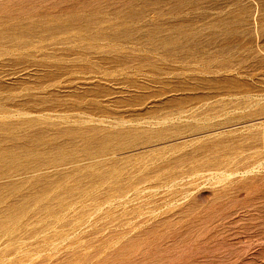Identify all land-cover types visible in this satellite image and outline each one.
Instances as JSON below:
<instances>
[{
	"label": "rangeland",
	"instance_id": "374dc122",
	"mask_svg": "<svg viewBox=\"0 0 264 264\" xmlns=\"http://www.w3.org/2000/svg\"><path fill=\"white\" fill-rule=\"evenodd\" d=\"M0 2L21 24L0 37V96L13 98L0 126L54 144L50 162L0 179V264H264V0ZM85 16L92 34L132 25L100 41L122 53L233 57L147 81L132 61L76 58Z\"/></svg>",
	"mask_w": 264,
	"mask_h": 264
},
{
	"label": "bare ground",
	"instance_id": "6f19581e",
	"mask_svg": "<svg viewBox=\"0 0 264 264\" xmlns=\"http://www.w3.org/2000/svg\"><path fill=\"white\" fill-rule=\"evenodd\" d=\"M3 3L6 4L5 2H3ZM3 3L0 2V7L3 6L2 5ZM14 16L15 15H12L10 13H4V14L0 15V25L3 24V23L5 24L7 22L12 23L11 26L9 25L10 27L8 25H7V27L6 26H4V27L1 26L2 29H0V37H4L3 35L9 37L10 39L12 37H14V38L16 37V35L14 33L16 30L14 31V29H12V28H15V27H17V26H19L21 24L18 23L19 21H16V20L12 21V19H14L13 18ZM15 18H16V16H15ZM82 18L84 20L83 26H79L78 29H82L84 31H87V34L85 36L81 35V38L87 39L89 42L87 41L88 42L87 44L80 45V48H79L80 50H79L78 53H76V55H77L76 58L77 59H79V60L80 59L91 60L93 57H97L98 60L99 59L100 60H104V59L108 58L107 56H109V58H111L112 60H115L116 64H118V65H124L128 61H132L133 65H134L133 74H135V75L138 74V73L142 74V76L146 77L147 81H151V82L154 81L152 79L154 77H150V74L159 76V75H163L165 72L178 74L177 78H181V79L192 81L191 79H195L196 77H193L191 74H186L187 71L188 72H193V71L197 70V71L202 73V72H210L212 69H218V65L216 64V62L209 63V60H210L209 58H214L215 60L218 59V61H217L218 64H222L224 61H227L231 57H233V55L230 56L229 50L225 51L224 49L220 50L219 52L216 51V55L215 56L208 55V54L201 55L203 57H209V58H204V59H202L201 57L197 58L198 57L197 54H195V55H183V54H176V53H165L164 52V51H166L165 49L160 51V52H158L157 55L159 57H157L156 55H152L150 53V52H153V50L159 49V47L156 44H154V43L150 44L149 46H144L143 44H141V47H136V48L135 47H131V49H129V50L138 49L137 52L133 51L132 53H130V51H128L126 53H122V52H120L121 51L120 49H118L117 47L113 46L114 44H111V45L109 44L108 45L107 42L103 43V42H100V41H103L105 39H109L108 37H110L111 40L112 39H117V36L128 38V37H130L132 35L133 32H135V29L132 28V25H127V26H124L122 28H120L121 26H119L114 31L107 30L106 29L107 27H105L104 28L105 30H102L101 32H98L96 34H92V33L88 32L89 31L88 27H91V24L92 23H96V21L93 20L89 16H85V17H82ZM28 24L29 23H27V25ZM116 24H118V23L116 22ZM45 28H46V30H48V31H50L52 33H56V34H57L58 31H64V30H61L62 28H60L59 26H56L55 24L47 25ZM109 29H111V28H109ZM78 31L79 30H77V32ZM81 32H83V31H81ZM109 32H112V33L109 34ZM118 32L121 33V34H119ZM76 35H78V34L76 32L74 34V32H73L71 37L75 38ZM110 35H112V36H110ZM26 38H27V36H26ZM50 38L52 39L53 37H50ZM58 38H56V39H58ZM231 38L233 39L234 37H231ZM54 39H55V37H54ZM59 39H61V38H59ZM77 39H79V38L77 37ZM242 42L243 41H241V40H234V43L236 44V45H234V47L236 48L237 46H241ZM115 43L116 44L121 43V45H122L123 43H125V41H123V42H115ZM14 45H16V46H24V44L20 45V42H17ZM167 45H168V43H166L165 47ZM23 48H22V50H24ZM142 48H144V50H142ZM4 49L6 50V48H4ZM2 50H3V48H2ZM9 50H8V52H9ZM16 50H18V49H16ZM70 50H71L72 53H75V49L73 47H71ZM20 55H22V54H20ZM13 57H15V56H13ZM194 59L200 60V63L194 65V61H193ZM168 61H169V63L170 62L181 63L180 66H179V69H177L178 67L176 68L175 65L168 64L167 63ZM66 65L67 66L65 68H68V69L69 68H73L74 66H77V64L74 61H72V62H70L69 64H66ZM97 65H99V64H97ZM50 66L51 67H56V66L58 67L59 64L52 63ZM118 69L121 70L120 68H118ZM130 69H129V71H130ZM131 70H133V69H131ZM177 70H180L182 72L181 73H177L176 72ZM103 75H105V74H103ZM108 76H109V74H108ZM40 81H41V79H40ZM11 100H13V98H11L10 96H5V95L4 96H0V110H2V108H3L2 105L3 104L9 103ZM22 101L23 100H21V102ZM26 124L31 126L30 121H26ZM0 129H3L4 131L7 130L6 132L9 131L8 133H12V134H8L6 132H4V133L0 132V179L1 178L2 179L7 178L8 176L11 177L12 176V172L27 171L28 169L36 170L39 166L45 165L46 163L50 162V161H46V160H44V159H42L40 157L42 154L48 153V151H42L47 144H48L49 149H52L54 147V144L42 141L39 138L41 135H43L46 132L44 129H33V130H28L26 133H23V132L20 131V129L17 127V125L9 123V122L8 123H3L0 126ZM70 132H74V131H70ZM70 136H72V135H70ZM8 141H9V144H6ZM55 147H58V146L55 145ZM57 160H59V159H57ZM53 164L55 165V163H53ZM58 164H61V162L58 163ZM6 210L7 209H4L2 213L5 214ZM3 216L6 217L7 214H5Z\"/></svg>",
	"mask_w": 264,
	"mask_h": 264
}]
</instances>
